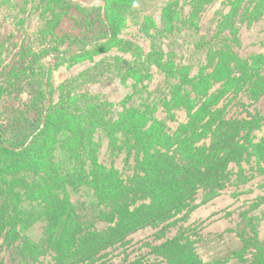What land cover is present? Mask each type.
Segmentation results:
<instances>
[{
  "label": "rangeland",
  "instance_id": "1",
  "mask_svg": "<svg viewBox=\"0 0 264 264\" xmlns=\"http://www.w3.org/2000/svg\"><path fill=\"white\" fill-rule=\"evenodd\" d=\"M76 1L86 10L59 5L53 0H0V141L4 140L1 142L4 146L10 142L19 145L26 136L30 138L40 131L42 126L37 124L50 106L87 109L99 105L111 111L109 118L113 122L125 107L135 108L147 101L158 108L153 115L166 120L174 130L188 119V114L181 106L167 109L165 101L173 96L178 102L184 101L187 95L182 87L181 95L177 93L174 84L181 81L169 73L189 67L190 75H196L203 66L211 73L219 58L211 65L208 59L213 50L219 52L225 45L230 48L233 59L228 54L221 57L228 58L231 65L239 59L246 60L249 66L258 65L256 71L262 77L264 89V56L260 57L264 55V0H245L232 20L233 29L228 28L222 34H219L223 30L222 16L231 9L228 0H209L202 5H198V0L197 4L193 0H110L120 26L119 34L112 46L97 55L84 54L80 40L97 35L107 40V26L101 23L102 17L107 19V2ZM170 8L168 15L173 24L165 19V11ZM97 18L99 22L95 26ZM44 46L60 52L43 56ZM40 52L39 63H33ZM32 64L36 66L33 73L29 70ZM41 79L45 81L43 97H40ZM252 79H247L248 88L244 92L235 97L229 93L221 102L229 115L242 117L249 112L252 115L260 112L262 120L254 131L259 140L264 137V94L263 91L254 93V86L260 88V85L253 84ZM219 87L216 84L212 89ZM193 89L190 94L195 97ZM68 119L61 114V120ZM72 119L81 125L78 131L64 122L70 128L51 133L44 149L52 160L48 162L51 166L47 172L35 164L31 153L22 157L0 154L3 168L0 210L6 183L16 179L24 197L27 198L24 189L30 192L31 198L26 199L24 210L36 216L35 210L40 209L39 203L43 202L47 190L45 179L54 173L55 166L70 169L88 160L92 151L85 144V135L90 133L85 132L81 138L80 131H84L86 124L83 126L79 117ZM109 131H97L100 136H94L98 159L108 165L114 161L121 169L125 154L115 157L117 152L113 154L111 149L114 146ZM121 145L119 140L115 147ZM15 150L18 152L21 148ZM18 158L22 159L21 163ZM8 169L14 174L6 175ZM251 173L236 178L232 186L203 204H199L204 197V191L200 190L190 202L196 205L191 211L176 213L141 228L90 258L76 254L74 264H264V175L257 171ZM86 199L83 191L71 195L78 208ZM81 214L83 221L95 223L100 229L107 225L97 221L99 211L89 204ZM49 228L48 221L43 219L28 226L24 233V241L36 242L42 247L43 254H39L35 264H56L60 257L44 249ZM2 242L0 238V264H17V249L8 248Z\"/></svg>",
  "mask_w": 264,
  "mask_h": 264
},
{
  "label": "trees",
  "instance_id": "2",
  "mask_svg": "<svg viewBox=\"0 0 264 264\" xmlns=\"http://www.w3.org/2000/svg\"><path fill=\"white\" fill-rule=\"evenodd\" d=\"M53 1L59 2V5L86 10L76 0ZM102 1L107 2V19L102 17L101 22L107 26V40L101 35L86 41L80 40V48L84 54L97 55L107 50L119 34L120 26L116 23L117 16L113 14L110 0ZM193 1L197 4L196 0ZM206 1L209 0H198V5ZM243 3L245 0H228L231 9L222 16L223 30L219 34L228 28L233 29L232 20ZM170 10L171 8L165 11V19L173 24L172 17L168 15ZM98 22V18L95 19V26ZM229 49L227 45L219 49V52L212 49L213 54L208 59L210 65L216 57L219 59L211 73L207 72L206 66L196 75H190L189 67L169 73L181 81L174 84L178 89L177 93L181 95L182 87L187 95L184 101L178 102V98L174 96L170 101H165L167 109L181 106L188 114V119L174 130L166 120L153 115L158 108L147 101L135 108L133 105L125 107L113 122L109 118L111 111H106L99 105H92L87 109L71 106L52 109L50 106L45 109L44 119L37 124V127H42L35 135L30 138L29 135L26 136L19 145L10 142L8 147L1 144L4 140L0 141V154L22 157L31 153L35 164H40L42 170L47 172L51 166L48 162L52 160L44 149L49 144L51 133L70 128L67 123L78 131L81 125L72 119L78 117L83 126L86 124L79 136L83 138L85 132L90 133L85 135V144L92 151L90 157L70 169L55 166L54 173L45 179L49 192L46 190L43 195V202L39 203L40 209L35 210L38 212L36 216L24 210L26 199L31 198L29 190L24 189L26 198L19 181L12 179L6 183V195L0 210V238L2 245L17 249V264H35L39 254H43L40 252L42 247L36 242L31 244L23 240L28 226L31 227L39 220H47L50 227L44 249L60 254L56 264H74L76 254L90 258L141 228L168 219L176 213L191 211L196 205H191L190 202L195 200L200 190L204 191V197L199 204H203L232 186L234 180L245 173L257 171L264 175V137L257 140L254 133L262 120L261 113L252 115L249 112L242 117L238 114L229 115L221 102L229 93L235 97L244 92L248 88L247 79H252L253 76H256L252 79L253 84L260 85V88L254 86V93L263 91L264 94L262 77L256 71V64L249 66L246 60L239 59L235 65H231L228 58L221 57L228 54L232 60L233 55ZM71 51L81 55L80 52ZM41 52L43 56H48L50 53L57 55L60 51L44 46ZM41 52L36 57L33 55V63H39ZM34 67L36 66L32 64L29 69L32 73ZM44 82L41 79L39 83L42 88L40 97L46 93ZM216 84L220 87L212 89ZM189 87L194 88L195 97L191 96L192 89ZM258 97L254 96L255 99ZM61 114L69 119L61 120ZM173 117L174 114L172 119ZM104 129L110 130L109 137L114 146L111 149L113 154L117 152L115 157L125 154L121 169L115 166L114 161V164L108 165L98 159V144L93 140ZM119 140L122 145L116 148ZM18 147L21 150L16 152L15 148ZM19 160L21 163L22 159ZM2 169L0 167V171ZM8 174L14 173L8 169L6 175ZM82 191L87 199L78 208L72 202L71 195ZM88 204L99 211L97 221L106 223V227L100 229L95 223L83 221L81 212L87 210ZM25 218L29 220L27 223Z\"/></svg>",
  "mask_w": 264,
  "mask_h": 264
}]
</instances>
